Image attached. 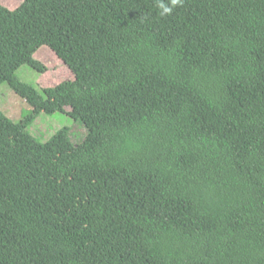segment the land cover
<instances>
[{
  "label": "trees",
  "instance_id": "1",
  "mask_svg": "<svg viewBox=\"0 0 264 264\" xmlns=\"http://www.w3.org/2000/svg\"><path fill=\"white\" fill-rule=\"evenodd\" d=\"M160 11L0 0V86L88 130L0 110V264H264V0ZM44 46L75 80L42 95L17 72Z\"/></svg>",
  "mask_w": 264,
  "mask_h": 264
},
{
  "label": "rangeland",
  "instance_id": "2",
  "mask_svg": "<svg viewBox=\"0 0 264 264\" xmlns=\"http://www.w3.org/2000/svg\"><path fill=\"white\" fill-rule=\"evenodd\" d=\"M23 0H2V4L11 10L18 9ZM35 58L42 62L47 70L42 73L25 64L17 72V77L24 83L34 86L42 95L45 89L54 88L65 81L75 80L73 72L62 62L57 54L48 46L42 47ZM0 110L15 123L27 120L29 134L38 142L47 143L61 130L70 129L71 137L76 145L82 144L88 136L85 125L76 121L67 112L35 115L34 107L17 94L9 83L0 86Z\"/></svg>",
  "mask_w": 264,
  "mask_h": 264
},
{
  "label": "clouds",
  "instance_id": "3",
  "mask_svg": "<svg viewBox=\"0 0 264 264\" xmlns=\"http://www.w3.org/2000/svg\"><path fill=\"white\" fill-rule=\"evenodd\" d=\"M183 4L184 0H169V5H165L161 3V0H157V6L159 9H161L159 15L162 17L171 15L176 7H182Z\"/></svg>",
  "mask_w": 264,
  "mask_h": 264
}]
</instances>
